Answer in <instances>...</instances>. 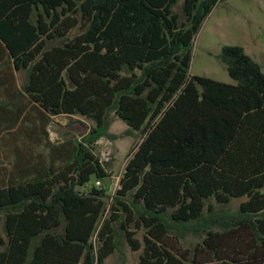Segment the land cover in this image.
<instances>
[{
  "label": "trees",
  "instance_id": "16d2710c",
  "mask_svg": "<svg viewBox=\"0 0 264 264\" xmlns=\"http://www.w3.org/2000/svg\"><path fill=\"white\" fill-rule=\"evenodd\" d=\"M221 1L0 0V65L46 113L94 123L50 167L22 151L0 169V264H105L124 244L137 264H264V72L233 45V83L190 74ZM112 113L143 140L108 208L107 187L82 188L111 178Z\"/></svg>",
  "mask_w": 264,
  "mask_h": 264
},
{
  "label": "rangeland",
  "instance_id": "374dc122",
  "mask_svg": "<svg viewBox=\"0 0 264 264\" xmlns=\"http://www.w3.org/2000/svg\"><path fill=\"white\" fill-rule=\"evenodd\" d=\"M181 5L182 2L177 7V12H181ZM233 45L243 47L246 53L261 65L264 72V0H223L219 2L206 18L194 41L190 74L233 83L226 67L218 57L224 46ZM17 77L19 85L22 86L25 83V74L18 73ZM111 122L110 136L97 142L98 153L110 152L107 166L111 178L103 182V187H107L110 195L107 200L108 208L112 206L113 197L119 188L118 178L125 170L133 152L143 140L141 132L130 131L127 124L120 120L115 113L111 114ZM22 125L28 127L26 123ZM93 127L94 123L84 117L53 116L49 125L51 133L47 139L50 142L53 141L52 143H60L66 139L81 141ZM10 138L9 134L5 132L0 139V157L5 154L7 149V146L2 145V140ZM40 149H37V153L45 152L43 148ZM95 182L96 179L93 177L89 184L82 188V191L87 192L94 187ZM244 200H233L229 209L237 211ZM2 224L3 220L0 218L1 227ZM192 238L188 236L186 243L193 242ZM124 251L128 255L126 264H136L138 254L131 253L127 247H124ZM122 259V255L117 254L107 264H119Z\"/></svg>",
  "mask_w": 264,
  "mask_h": 264
},
{
  "label": "crops",
  "instance_id": "0c3cea01",
  "mask_svg": "<svg viewBox=\"0 0 264 264\" xmlns=\"http://www.w3.org/2000/svg\"><path fill=\"white\" fill-rule=\"evenodd\" d=\"M6 72H8L10 77L12 75L14 79L7 85V88H4L0 83V139H2L5 132H7L11 138L2 140V145L7 146V149L4 152L5 154L0 157V169L3 168L5 170L2 176L10 177L12 172L18 171L15 163L19 162V155L22 151L28 153L34 163L38 162L44 164L46 167H50L53 160H62V152L60 150L68 151L69 149L65 145L68 139L60 143L48 141L47 138L51 133L49 125L53 116L38 107V105L31 101L23 92V85H19L17 77L18 73L23 72H18L16 70L10 71L0 65V77L3 78ZM23 123H26L28 127L24 125L21 126ZM22 132H27L29 138H26L25 134L23 135ZM63 144L65 147H62L64 146ZM59 147L61 149H59ZM40 148H43L45 152L37 153V149ZM4 161L10 162L11 164H6ZM124 247H127L131 253L138 254L139 258V253L133 252L127 244H124L122 246V253L116 252L107 259L105 264L110 262L117 254L123 257L119 264H126L128 255L127 252L124 251Z\"/></svg>",
  "mask_w": 264,
  "mask_h": 264
},
{
  "label": "built area",
  "instance_id": "2783aa9c",
  "mask_svg": "<svg viewBox=\"0 0 264 264\" xmlns=\"http://www.w3.org/2000/svg\"><path fill=\"white\" fill-rule=\"evenodd\" d=\"M98 146V144H97ZM99 154V157H100V160L101 162L103 163H108L109 161V156H110V152H103V153H98ZM108 156V157H107ZM125 171V170H124ZM124 171L122 172L121 176L118 178V185L120 187V182H121V179L123 177V174H124ZM95 186L98 187V188H102L103 187V182L101 181H97L95 183ZM119 189V188H118Z\"/></svg>",
  "mask_w": 264,
  "mask_h": 264
}]
</instances>
